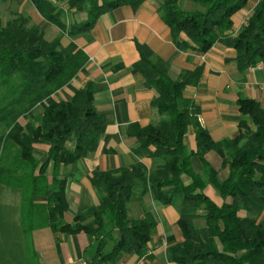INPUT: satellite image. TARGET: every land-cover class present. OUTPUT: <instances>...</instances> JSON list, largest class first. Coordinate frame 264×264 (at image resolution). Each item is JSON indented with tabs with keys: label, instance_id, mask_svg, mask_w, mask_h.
I'll return each mask as SVG.
<instances>
[{
	"label": "trees",
	"instance_id": "1",
	"mask_svg": "<svg viewBox=\"0 0 264 264\" xmlns=\"http://www.w3.org/2000/svg\"><path fill=\"white\" fill-rule=\"evenodd\" d=\"M29 1L45 21L72 37L91 29L101 15L122 6L136 9L145 0H65L76 12L88 6L87 19L68 27L57 5L60 0ZM182 1L161 0L157 9L174 43L184 35V50L205 54L216 43L232 48L239 74L257 65L264 67V0H257L235 36L229 33L231 17L248 0H189L201 7L193 11L183 10ZM86 63L82 51L68 54L59 39L45 41L23 15L0 27V183L21 190L26 229L34 221V198L41 196L46 198L41 218L53 233H83L96 243L88 264H119L125 255L143 256L157 222L149 211L138 220L130 217L129 202L140 190L142 195L151 193L158 205L179 202L177 226L182 240L168 248L170 264H264V221L259 220L264 211V109L240 97L238 134L213 141L199 124V107L183 98L186 87L198 85L201 67L172 80L169 64L163 60L141 58L133 65L155 91L151 106L161 119L145 128L130 124L125 135L135 141L132 154L156 161L158 168L149 175L141 162H135L114 171H93L91 186L99 196L98 205L70 224L63 222L68 210L67 180L59 178L60 166H74L94 153L106 127L105 117L94 105L93 82H85L70 101L53 98ZM37 106L42 108L40 115L33 112ZM189 126L195 132V152L183 142ZM38 144L48 147L43 158L35 155ZM211 151L221 159V170L227 169L225 179L205 160ZM193 157L201 162L203 174L194 172ZM49 164L51 183L45 175ZM208 185L223 201L221 205L205 194Z\"/></svg>",
	"mask_w": 264,
	"mask_h": 264
},
{
	"label": "crops",
	"instance_id": "2",
	"mask_svg": "<svg viewBox=\"0 0 264 264\" xmlns=\"http://www.w3.org/2000/svg\"><path fill=\"white\" fill-rule=\"evenodd\" d=\"M160 2L145 0L136 9L119 7L101 15L91 29L69 37L45 21L29 0H0V27L15 15H23L28 19L29 26L38 27L45 41L59 39L60 47L66 53L82 51L87 56V63L77 76L57 91L53 98L70 101L85 82L91 81L94 84L96 111L106 120L105 133L96 151L79 159L74 166H60L59 178L67 180L65 196L68 210L63 215L66 224L72 223L73 218L86 209L98 205L99 196L91 186L93 171H114L135 162H141L149 175L158 168V163L152 159L135 157L131 152L135 141L125 135V129L130 124L145 128L157 125L161 119L151 106L156 97L155 91L146 85L133 67L141 58L167 62L172 80L178 79L183 72L202 68L198 85L186 87L183 98L199 107V124L215 142L233 139L238 134L241 116L237 100L240 97L254 100L264 109V67L257 65L239 74L234 61L235 50L221 43H216L205 54L184 50L186 37L181 35L177 43L172 41L170 29L157 12ZM256 3L257 0H248L245 7L231 17L230 35L235 36L242 29ZM57 5L64 11L63 22L67 27L87 19V5L83 12L69 9L65 0L58 1ZM181 7L185 11L196 9L189 0H183ZM33 112L40 115L42 108L37 106ZM183 142L188 151L195 152L193 127L187 128ZM47 149L44 144L36 145V157L43 158ZM205 160L219 171L221 179L226 178L228 171L221 170V159L217 154L208 152ZM191 164L195 173L203 174L197 157L192 158ZM52 172V165L49 164L45 172L48 183H51ZM184 181L188 180L184 178ZM204 192L214 203L222 204L211 186L208 185ZM22 204L23 194L19 188L0 183V264H14L18 259L22 261L19 264H27V247L32 258L37 257L36 264L89 263L96 249L91 237L83 233H53L41 218L42 207L46 205V198L41 196L34 198L37 208L32 227L27 230L23 224ZM147 211L155 216L157 226L148 245L146 264H170L168 248L182 240L177 226L179 208L173 204L158 205L151 193L142 195L137 190L129 202V215L138 220ZM240 215L244 217L246 214L241 212ZM262 218L264 211L259 220ZM137 259V256L125 255L119 262L135 263Z\"/></svg>",
	"mask_w": 264,
	"mask_h": 264
},
{
	"label": "rangeland",
	"instance_id": "3",
	"mask_svg": "<svg viewBox=\"0 0 264 264\" xmlns=\"http://www.w3.org/2000/svg\"><path fill=\"white\" fill-rule=\"evenodd\" d=\"M195 6V8L196 9H194V10H201V7L199 6V5H194ZM4 128H1V131L3 130ZM174 206H177L178 207V205H179V202L178 201H176L174 204H173ZM21 212H22V214H23V205L21 206ZM260 221H264V218H262ZM199 224H202V221H199L198 222ZM25 250H27V252H25L26 253V258H27V264H36V261H37V257L35 256L34 258H32V256H31V252H30V248L29 247H27ZM2 261V259H0V262ZM6 262V261H5ZM14 262V261H13ZM18 262H22L21 261V259L19 260H16L15 262H14V264H17ZM19 264V263H18Z\"/></svg>",
	"mask_w": 264,
	"mask_h": 264
},
{
	"label": "built area",
	"instance_id": "4",
	"mask_svg": "<svg viewBox=\"0 0 264 264\" xmlns=\"http://www.w3.org/2000/svg\"><path fill=\"white\" fill-rule=\"evenodd\" d=\"M146 254L143 256L138 257L137 261L135 263H119V264H146ZM85 264V263H82Z\"/></svg>",
	"mask_w": 264,
	"mask_h": 264
}]
</instances>
